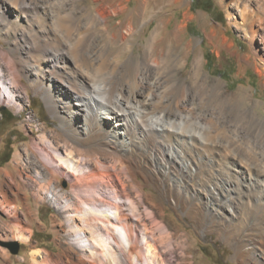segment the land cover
Returning a JSON list of instances; mask_svg holds the SVG:
<instances>
[{
	"label": "bare ground",
	"instance_id": "bare-ground-1",
	"mask_svg": "<svg viewBox=\"0 0 264 264\" xmlns=\"http://www.w3.org/2000/svg\"><path fill=\"white\" fill-rule=\"evenodd\" d=\"M77 1L0 0V35L14 31L27 50L40 58L13 68L8 85L1 66L7 51L0 45V100L16 102L15 89L25 86L21 77L33 80L35 93L43 94L60 119L56 134L61 138L52 139L43 132L29 146L35 159L22 160L16 152L11 169L2 172L7 179L0 176V210L7 220L0 225V235L29 238L32 196L36 202L55 203L69 239L60 253L46 251L38 259L33 251L35 264H193L188 234L158 220L164 208L137 180L141 174L178 212L221 233L236 257L261 263L250 234L264 218V156L257 152L264 130L256 132L257 141H252L249 129L242 132L238 126L231 127L228 116L208 108L201 88L195 91L200 94L198 100L196 94L189 95L185 84L173 79L165 57L151 58L154 51L161 53L154 44L157 39L143 52L145 65L137 61L121 67L115 53L119 46L129 48L143 19L139 16L135 23L126 17L118 33L108 32L107 26L111 17L126 10L129 0H94L93 14L78 9ZM177 2L141 0L139 14L150 6L161 11ZM242 16L241 26L248 25L242 31L251 50L242 60L252 58L256 71L264 75V2L255 10L245 5ZM183 27L184 21L176 25L177 39ZM214 34L210 33L211 41ZM226 40L223 35L216 45ZM190 46V41L183 45L182 55L188 56ZM191 64L200 75L203 57L199 52ZM152 74L156 86L147 84ZM206 79L204 85L223 100L241 98L226 93L219 79L211 84ZM244 94L247 106L250 96ZM238 107L241 114L234 115V123L243 122L248 113ZM250 113L248 122L264 125L254 111ZM222 161L228 170L234 167L241 181L232 172L229 178L217 179L212 168L221 167ZM62 176L70 182L69 192L58 188ZM222 189L227 194L224 202L217 199V190ZM77 246L82 251L91 249L88 260L78 254Z\"/></svg>",
	"mask_w": 264,
	"mask_h": 264
},
{
	"label": "rangeland",
	"instance_id": "rangeland-1",
	"mask_svg": "<svg viewBox=\"0 0 264 264\" xmlns=\"http://www.w3.org/2000/svg\"><path fill=\"white\" fill-rule=\"evenodd\" d=\"M140 2L141 0H129L126 10L117 16L111 17L110 23L107 26L108 32L118 33L116 31L119 30L126 17L130 16L135 23H137L139 16L143 19L141 26L136 27L138 29L130 38L132 42H129V48L119 46V52L115 53V57L117 55L121 59L119 65L121 67L126 66V63L128 65H136L137 61L145 65L143 52L150 47L149 42L151 40L155 42V39H157L154 44L158 47V51L165 56L154 51L150 55L151 58L153 59L154 55H162L165 57L167 60L166 64L169 66L168 70L173 75V79L185 84L189 95L196 94L197 100L200 94L205 96L209 101V109L214 111L215 114H220L223 118L228 116L227 119L231 127L238 126V129L242 132L245 129H249L250 139L257 141L258 136L254 135L256 132L263 131L264 125L256 121H248L252 115L250 112L254 111V114L264 122V75H260L256 71L255 62L252 58L249 62L242 60L243 55L250 53L251 50L250 44L244 38V31H242L248 25L241 26V24L243 21L242 10L244 6L247 5L248 9L255 10L259 6L261 7L264 1L211 0L213 4L212 9L207 10L196 7L197 3L195 4L196 8L192 7V0H179L175 4L164 6L161 11L158 8L153 9L150 6L144 13L139 14V11L142 10ZM76 4L78 9L89 10L92 14L97 5L94 0H78ZM185 12H187L186 16L188 19L185 18ZM182 21H184L183 33L177 39L175 36V27ZM160 28H162L161 32ZM212 31L215 34L212 36L211 41L209 36ZM223 35L227 37L225 44L220 43L217 46L216 44L220 42L221 36ZM188 41L191 42L190 52L188 56L182 55L183 45ZM228 43H232L230 48L227 46ZM0 45L4 48L5 52L7 51V56L1 60V66L5 72L8 85H10L9 79L12 78L13 68L21 64L33 63L40 59L39 55L27 50L28 47L17 39L15 32L12 30L6 37L0 35ZM195 52H199L203 57V66L200 75L196 74L197 72L191 64ZM185 57L186 61L184 60ZM112 61H114V58H112ZM154 76L152 74L146 78L148 86L152 83V85H157L155 83L156 77ZM204 77H207L206 82L208 84H211L215 79H219L226 93L239 94L238 96H241V98L237 101L234 100V102L223 100L220 94L212 93L211 88L204 85ZM21 81L25 86L24 88L20 87L17 90L15 89L16 102L6 103L0 100V118L2 117V109L5 110V114L14 116L12 120L0 126V176L2 178H6L2 172L6 169H11L16 152L20 153L22 160L24 158V160L29 161L30 159L36 158L29 146H31V141H37L43 132L49 138L61 140L56 134L60 131V119L52 113L43 94L35 93L31 85L33 80L22 76ZM202 81L203 85L200 86ZM164 84L165 82H162L160 86ZM199 88H201L199 91L200 94H197L195 91ZM244 92H247L250 96V103L247 106L243 104L244 97H248ZM238 106L244 107L243 109L248 111V113L243 118V122L234 123V115L241 114V111H238L240 110ZM263 141L264 139L258 141L260 149L258 148L259 151L257 149V152L264 156ZM227 166L228 164H223L222 161V168L217 166L212 168L215 176L218 177L217 179L223 180L229 178L231 176L230 172H232L241 181L240 174L235 173L234 167L231 166L228 170ZM136 178L144 185V190L151 194L152 198L160 202L159 204L163 206L164 214L158 216V220L165 223L171 230L177 228L180 230L179 233L186 232L188 234L189 240L192 242L190 249V255L192 257L189 260L193 264H264V246H261L262 239L264 242V218L259 221L258 229L255 226L253 231L252 229L248 230L250 233L252 231L250 235L253 241L250 239V242L257 246V251H259L258 255L261 257L262 262H248L245 258L235 256L233 247L225 242L224 236L221 233L214 228L205 229L200 226L199 222H195L192 218L178 212L165 199L160 197L159 191L153 187L151 181L145 179L141 174H138ZM213 181L215 182L216 179ZM57 183L58 188L67 192L70 191V182L67 177H60ZM219 184L223 186V182ZM212 185L214 184L212 183ZM239 190L242 191V187H239ZM218 191V201L224 202L227 199L226 191H223V189L221 190L223 192L218 193ZM21 201L20 199L19 202ZM28 201L32 209V217L31 221H29L30 225H28L27 232L30 234L29 238L21 239L0 235V264H35L32 260L33 251L36 252L37 258L40 259L41 255H44L46 251L60 253L64 249L66 242L69 241L64 236L65 232L62 227L64 222L59 217L53 201L48 199L36 202L32 196ZM242 204H244V207L248 206L246 202ZM24 211L26 210L24 209ZM6 220L7 217L0 210V225L4 224ZM254 220L252 219L250 222ZM149 225L154 226L151 223ZM154 232H159L155 226ZM180 237L184 239L183 236ZM10 240L19 241L20 247L17 253H12L6 246L2 245L3 241ZM77 248L78 250L80 249L78 246ZM78 254L83 259L88 260L87 256L91 254V249L87 247L84 251L79 250Z\"/></svg>",
	"mask_w": 264,
	"mask_h": 264
},
{
	"label": "trees",
	"instance_id": "trees-1",
	"mask_svg": "<svg viewBox=\"0 0 264 264\" xmlns=\"http://www.w3.org/2000/svg\"><path fill=\"white\" fill-rule=\"evenodd\" d=\"M197 3L196 7H201L203 9H212V2L211 0H192V7L196 8L195 7V4ZM2 112V117L0 118V126L4 123H7L8 121L12 120L14 118V116L12 115H7L5 114V110L2 109L1 110ZM6 155H8V153H6Z\"/></svg>",
	"mask_w": 264,
	"mask_h": 264
},
{
	"label": "water",
	"instance_id": "water-1",
	"mask_svg": "<svg viewBox=\"0 0 264 264\" xmlns=\"http://www.w3.org/2000/svg\"><path fill=\"white\" fill-rule=\"evenodd\" d=\"M2 245L6 246L12 253H17L20 247L17 240L3 241Z\"/></svg>",
	"mask_w": 264,
	"mask_h": 264
}]
</instances>
